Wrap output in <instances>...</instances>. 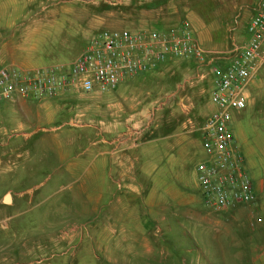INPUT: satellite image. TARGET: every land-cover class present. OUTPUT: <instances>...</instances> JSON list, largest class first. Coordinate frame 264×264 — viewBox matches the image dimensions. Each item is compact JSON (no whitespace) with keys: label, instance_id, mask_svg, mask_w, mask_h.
<instances>
[{"label":"rangeland","instance_id":"obj_1","mask_svg":"<svg viewBox=\"0 0 264 264\" xmlns=\"http://www.w3.org/2000/svg\"><path fill=\"white\" fill-rule=\"evenodd\" d=\"M219 2L0 0V26L17 17L12 22V39L6 46L4 42L8 40L3 37V51L10 59L44 60L45 64L28 60L32 67L68 62L83 47L87 36L100 29L164 31L189 21L187 15L192 11L202 14L205 26L214 27ZM241 28V33L242 30L236 34L232 31L229 51L224 56L232 55L243 45L247 32ZM2 32L3 36L4 32L9 35L8 29L3 28ZM195 34L208 57H218ZM124 81L119 84L121 92L114 95L111 93L115 90L100 95L29 97L26 118L21 112L12 114L23 121L21 129L10 124L8 118L3 119L0 264H252L251 236L256 235L264 221L257 204L263 199L256 198L252 204L208 208L202 203L194 176L193 166L202 155L201 125L212 108L209 92L213 79L208 67L190 57H173ZM114 103L120 106L116 111L112 109L115 114L110 123L116 122L122 128L111 132L105 107ZM95 106L104 115L95 117ZM119 130L126 137L127 147L121 152L123 159L120 157L126 173L112 176L119 196L129 204V210L121 217L108 213L105 191L100 195V190H91L101 182L100 176H93L94 171L102 173L104 168L96 165L90 169L91 178L80 173L65 174L57 159L61 148L71 156L82 150L85 155H92L97 146L90 140L117 142ZM230 132L253 183L264 181L261 108L234 112ZM158 134L162 135L161 140L157 139L152 152L153 138ZM105 144L99 145L104 148ZM142 146L146 151L152 150L146 153ZM193 149L196 152H191ZM174 154H179V158L187 155L177 168ZM6 194L9 201L3 199ZM97 194L101 197L93 212L90 197L95 200Z\"/></svg>","mask_w":264,"mask_h":264},{"label":"built area","instance_id":"obj_2","mask_svg":"<svg viewBox=\"0 0 264 264\" xmlns=\"http://www.w3.org/2000/svg\"><path fill=\"white\" fill-rule=\"evenodd\" d=\"M246 31V40L232 55L208 57L187 20L164 31L100 29L87 36L83 47L68 62L32 69L0 66V101L68 93L100 95L173 57L193 58L208 67L213 79L209 92L212 109L201 125L204 156L193 166L202 203L212 209L252 204L256 200L253 181L233 142L230 121L235 111L246 106L249 79L264 59V0L253 7Z\"/></svg>","mask_w":264,"mask_h":264},{"label":"crops","instance_id":"obj_3","mask_svg":"<svg viewBox=\"0 0 264 264\" xmlns=\"http://www.w3.org/2000/svg\"><path fill=\"white\" fill-rule=\"evenodd\" d=\"M258 1L259 0H222V1L220 0L219 7H218V13H217L218 18L216 19L217 24L215 23L214 27L205 26V23L203 22L202 16H201L202 14L200 15V13H198L197 11L196 12L192 11L187 15L189 18L190 24H191V29L193 32H196L195 34L196 38L209 48L208 51L210 50L209 51L210 53L216 52L217 53L216 55L218 56L224 55L225 53L229 51V46L231 43L229 44L228 38L231 37V34L233 32L234 34H236L235 32L237 31L239 32V30H242L240 31V33L243 32V29L241 28L242 26L244 27V30L246 31V25H247L248 19L253 12L252 7H255L258 4ZM0 9H1V6H0ZM14 20H17L16 16H14L13 21ZM13 21L5 25L4 27L0 26V66H17L20 68L26 67L30 69L36 68V66H33V67L28 66L29 63H31L28 60H33L34 63H44L43 59L39 57H36L37 59L32 58V57H30V59H27V58L22 59L19 57H14L10 59L8 57L6 58L5 56V53L3 51L4 49L3 48V37L8 40V42L7 41L4 42L6 43L5 44L6 46L7 43H10V40L12 39L11 35H12V25H13L12 22ZM3 28L9 30V35H5L6 33L4 32V36H3V32H2ZM244 34H245V40H246L248 33L244 32ZM16 49H17V46L14 45L13 50L15 51ZM5 62H8L9 65H3ZM130 78L131 77L127 78V80ZM119 84L123 85L122 82ZM119 84L114 89H112V91L115 90L114 92L111 93L112 95L121 92L122 87H120L121 85L119 86ZM246 92L248 96L246 106L243 109L239 110V112H246L250 109H254L255 107H260L261 116L262 118H264V59L261 61V63L255 70V72L251 75L248 85H247ZM29 100H30L29 98H18L15 100H3L2 108L0 109V124H2L3 119L5 120L6 118H8L7 119L8 122L12 124L15 128L17 129L23 128L24 123L20 119V117L16 119V117L15 118L12 117V114L14 112L15 113L21 112L23 116L26 118V114L28 113L27 109L30 108ZM119 106H120L119 103L118 104L114 103L113 105L107 104V106L105 107V111H106L105 117L107 119V123L109 124L108 125L109 131L111 132H116L118 128H122L120 127V125L118 126L117 125L118 123L116 122L114 124L112 122L110 123L111 116L113 117L115 114L112 112V109L116 111L119 109ZM99 108L100 107L98 106H95L92 108V110H94L93 114L95 115V117H98L99 115L103 114V113H100L101 108L100 109ZM11 130L13 129L11 128ZM118 132L119 134H116V137L119 138L117 142H112L111 140L109 141V140H103V139L90 140L89 143H91L94 146H97L92 155H89V156L85 155L86 151L82 150L77 155L71 156V155H67V153L61 148V149H58L57 159L59 163L58 166L64 167L65 174L80 173V175H87L88 177H90L91 176L90 169L95 168L96 165H99L100 167L104 168V172L102 173L92 170L95 172L93 176L95 175V178H99L100 176L101 182L99 180L100 184L98 186L93 187L91 190H94V191L100 190L102 192L100 195H102L103 191H105L104 195L106 198L104 200H105V206H107L108 213L109 214L112 213L114 216L117 215L118 217H121L122 215H124V213L127 210H129L128 208L129 204L124 202L125 200L124 197L121 198L119 196L120 192L117 191L119 190V187H115V184H114L115 180L112 175H116V174L122 175L126 173V170L122 166V159L124 155L123 153L121 154V152L127 147V145H126V140L124 139L126 138L124 137L125 132L120 131V130ZM3 133H5V131H3ZM114 136L115 135H113L112 140H114L115 138ZM155 136L156 137L153 138V140H155V142L153 143L154 148L153 150L152 149L149 150V151L152 150V152L156 150V142H158L157 139L159 138V142H160L162 135L158 134ZM105 141L107 142L106 144L103 143ZM110 142H112L111 143L112 145H110ZM99 144H105V147L103 148ZM144 146H142V150H145ZM150 146L151 145L149 144L148 147ZM200 147L202 149L201 144H200ZM149 151H146V153ZM194 151L195 149L191 150V152H194ZM158 152H159L158 156L160 158V161L162 162V154H161L160 149H158ZM174 155H175V158L178 160L175 166L177 168L178 164L182 165V159L185 158L187 155H185V157L182 156L181 158H179L178 156L179 154L177 156L176 154ZM121 156H122V159H120ZM140 156L142 158L144 157V154L142 153V151H141ZM154 156H156L155 153H154ZM203 156H204V151L202 149V155L200 156V158H202ZM152 160H153V166L155 167L156 166L155 159L153 158ZM144 166L145 164H143L142 168ZM143 171L145 172V169ZM150 172L151 173L155 172V170L154 171L152 170ZM104 183H106V185ZM253 187L256 193V198H258V200L260 201L263 199V201L257 204L258 205L260 204V210H262L263 212V219H264V181L262 179L258 180L257 184L253 183ZM7 195L8 194H6L5 196ZM100 195L98 196L97 194L95 196V200L94 198H92V196L90 197L91 200L93 199L92 201L93 205H92V210H91L93 212L95 211L97 207L95 206L96 205L95 202H98L99 200L98 197H101ZM8 198H9L8 200H5L4 198L3 199L5 201H9L10 200L9 195H8ZM255 234L256 235L251 236L252 238V246L250 248L251 262L252 264H264V239H262V237L264 238V221L260 225L259 230Z\"/></svg>","mask_w":264,"mask_h":264},{"label":"bare ground","instance_id":"obj_4","mask_svg":"<svg viewBox=\"0 0 264 264\" xmlns=\"http://www.w3.org/2000/svg\"><path fill=\"white\" fill-rule=\"evenodd\" d=\"M4 199H5V200H8V199H9V198H8V195H7V196H5V197H4Z\"/></svg>","mask_w":264,"mask_h":264}]
</instances>
